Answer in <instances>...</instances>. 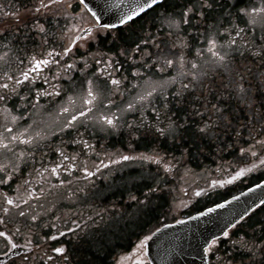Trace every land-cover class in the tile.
<instances>
[{
    "label": "flooded vegetation",
    "instance_id": "af4514ba",
    "mask_svg": "<svg viewBox=\"0 0 264 264\" xmlns=\"http://www.w3.org/2000/svg\"><path fill=\"white\" fill-rule=\"evenodd\" d=\"M3 1H8L9 5H0V22L7 23L5 21L9 20L10 25L4 26L0 32V46L9 48L6 59L1 61L3 66L0 67V84L7 83L9 87L0 88V96L5 98L0 100V139L12 151L0 148V164L6 165L0 171V179L7 181L0 183V231L5 232L15 247H11L7 240L0 237V264H149L144 252L145 246L143 251L137 248L144 236L133 239L130 245L120 244L113 251L111 240H108L112 235V224H119V220L113 219L110 214L113 206H129L145 200L137 198L133 201L127 197L112 198L110 195L119 184L118 176L126 186L135 181L142 184L145 167L153 166L156 170L161 165L141 159L122 161L120 155L155 157L158 154L160 158V145L157 144L156 149H144L146 141L154 139L155 142L163 136L170 142L178 143L180 129L174 125L175 131L169 135L168 129L173 124L166 123L167 120L162 118L165 115L162 111L172 103L167 102L169 98L164 97L165 100L152 102L147 109L121 119L117 125L114 123L115 127L101 124L111 131L104 134L87 130L85 124L80 128L73 124L65 129L63 125L69 117L61 112V107L70 109L78 103L75 110L81 108L80 97L89 87V81L92 82L93 90L102 93L103 97V101H96L91 106L92 109L116 104L118 97H122L134 81L140 80V76L136 74L138 66L150 68L159 61L155 59L154 51L160 47L162 39L173 42L166 33L162 35L159 25L155 23L161 13L167 14L179 7L197 4L198 0H164L127 26L120 25L108 30L100 29L86 10H82L78 0H62L60 4L51 5L47 9L41 8L39 11H36L39 0H27L25 9L15 6L17 0ZM11 4L13 7L8 9ZM61 6H65L74 15L73 24H68V30L62 29L65 26L60 18ZM209 10L197 8L205 19L192 15V22L187 28L192 31L190 33L186 30L180 36L182 43L188 40L192 42L191 38L198 40L201 33L205 32L209 23ZM5 12L8 13L7 16H4ZM22 15L28 17L18 23ZM41 26L43 32L40 31ZM81 28H92L91 36L80 32L84 39H78L72 51L61 60L68 37ZM249 32H252L251 29ZM259 38H264V35ZM237 40L240 41V38ZM48 51L58 54L53 57L58 63L44 67L39 74L33 73L37 77L34 81L25 82L13 92L14 79L4 78V73L16 78L29 57L43 58ZM181 51L187 54L186 48ZM98 60L99 64L96 63ZM148 62L151 63L147 65ZM68 64L72 67L67 68ZM141 75L144 76V70ZM110 79H117L120 84L114 86L109 82ZM186 84L187 88L182 86L173 95L177 97L182 93L181 90L193 89L194 86ZM45 92L59 95H45ZM69 96L73 97L72 105L68 104ZM35 107L42 115L65 118L60 126V132L63 133H56L38 146L33 142L27 145L20 144L19 141L9 143L10 137L18 133H24L22 138L32 136L27 125L32 122ZM13 116L16 117L15 122L12 121ZM5 127L11 128V133L6 132ZM158 129H164V134ZM55 130L59 131V128L55 127ZM261 137L264 140V135ZM85 142L88 148L84 147ZM21 151L24 156L20 158L18 167H14L17 164L14 153L18 155ZM255 152V158L252 157L254 160L251 158L248 161L263 160L264 145L259 143ZM64 156L68 159H64ZM135 160L139 162L138 166L122 168V164ZM248 161L245 160L242 164ZM57 164L60 167L57 175L53 176L51 169ZM238 166L241 167V164ZM85 167L92 172L91 176L81 170ZM232 176L228 181L236 179L234 174ZM154 179L157 180L158 177L154 176ZM29 192L32 193L31 196L28 195ZM56 194L61 196L54 197ZM18 197L25 202L21 203ZM6 198L14 203L7 204ZM71 201L73 202L68 204ZM20 212L25 215L21 216ZM48 236H55L56 239L48 240ZM102 243L106 249L98 251V246ZM83 244L89 247L88 251ZM54 247H63L64 252L58 255L52 251Z\"/></svg>",
    "mask_w": 264,
    "mask_h": 264
},
{
    "label": "trees",
    "instance_id": "16d2710c",
    "mask_svg": "<svg viewBox=\"0 0 264 264\" xmlns=\"http://www.w3.org/2000/svg\"><path fill=\"white\" fill-rule=\"evenodd\" d=\"M234 1V8L237 9L253 0ZM0 5H9V2L1 0ZM15 6L19 9L27 8V0H17ZM228 6L229 4L221 7L212 3L209 11L216 14L218 10L217 14H221ZM9 7L12 8L13 4L7 8L10 9ZM230 21L232 24L224 25L223 28H231V30L235 27L242 28V35L249 42L243 44L239 41L240 47L237 53L230 57L228 73L230 79L218 74L208 83L206 79L193 85L191 90H181L182 93L177 97L173 95L177 92L174 89L167 100L172 105L162 111V114H165L162 118L167 120L166 123L171 122L180 129L178 143L170 142L163 136L155 142L154 139L146 141L144 149L149 147L156 149L157 144L160 145L162 162L156 170L153 166L145 167L142 184L135 181L126 186L127 184L118 176L119 184L112 190L110 195L112 198H129L132 195L145 201L119 206L120 208L113 206L110 214L113 219L119 220V224L117 226L112 224L111 227L112 235L108 240H111L112 251L120 244L130 245L133 239L137 240L148 235L166 222L174 221L216 202V200L204 204L194 202L182 210L176 209V204L183 198L187 197V200L191 201L192 198L187 195L192 184L197 187L202 186L190 182L187 177L192 175L187 171L192 170L198 175L207 173L212 177L230 176L229 172H235L241 163V158L249 159V156L238 155L239 150L245 149L254 142L255 136L264 134V38L251 35L237 17ZM253 54L255 57H251ZM244 92L246 95L250 92L251 95L246 97ZM245 98H249V102L245 101ZM173 102L177 104L174 105ZM205 125L207 126L205 133L197 131L199 127ZM165 164L170 165L168 171L164 170ZM154 176L158 179L155 180ZM244 187L241 181L228 185L224 188L220 199ZM150 188L155 190L149 192ZM263 214L264 205L231 229L228 237L218 240L209 252V264H264ZM241 243L246 246L259 245V247L242 248ZM83 247L86 251L89 250L86 244H83ZM104 249V243L98 246V251ZM253 251H255L254 261Z\"/></svg>",
    "mask_w": 264,
    "mask_h": 264
},
{
    "label": "rangeland",
    "instance_id": "374dc122",
    "mask_svg": "<svg viewBox=\"0 0 264 264\" xmlns=\"http://www.w3.org/2000/svg\"><path fill=\"white\" fill-rule=\"evenodd\" d=\"M235 1L234 0H212L213 4H217L222 6H228L221 14H212V11H209V15L211 14V17H209V23H213L217 20H222L223 26L221 27V32L223 33V27L224 25L228 26V24H232L230 19L236 18L240 21L244 29H251V35L260 37L264 33V27H262V23H264V20H261V18H257V24L252 27L248 26L246 24L247 18H241L239 9H235ZM193 3V2H191ZM262 3V0H253L249 1L245 6L241 8H251L253 6H260ZM190 4V3H189ZM190 5L185 7H179L174 10V12H170L167 14L161 13L162 15L160 18H158L155 23L159 25L160 32L162 35L166 33L170 37V40H172L175 43H171L170 41H167L166 39H162V43L160 44V47L154 51V57H156V64L154 66H151L150 68H143L142 65L138 66V71L136 72L137 76H140L139 81H134V84L130 85L128 87V90L125 92V94L121 97H118L117 103L113 106H107L104 108H93L90 112V114L78 120L76 123H74L75 127L80 128L83 124L86 125L87 130L91 131L94 130L96 133L104 134V132H111L110 128H106L105 126L101 125V123L98 122V118L101 114L104 115H114L115 120L114 123L117 125L120 123V120L123 118H126L127 116L130 117L132 114L143 111L147 109L148 106H150V103L152 102H161L162 100H165V98H169L173 92V90L176 88L177 91L180 90V88L186 84L189 83L191 86L197 85L198 83L204 82L206 79L207 83L210 79L215 77L216 75H224L227 76L230 79V75L228 73L230 72V57L235 53L236 50H233L230 52V55L226 58L223 64L216 63L214 64L213 58H211L210 54L203 51L206 47V39L202 38L201 36L197 39L191 38L192 42L188 40V42H183L180 36H182V33H185V31L188 28V24H181L178 29L170 30L165 23V18L168 16H173L176 18H179V14L183 12L184 9L188 8ZM221 10V9H220ZM222 11V10H221ZM193 14L190 13V16L192 17ZM226 16V19L224 16ZM5 16V15H4ZM196 16V15H195ZM25 17H28V15H22V18L18 20L19 22L24 21ZM60 18L62 19L61 22L64 24L65 28H62L64 30H68V24H73L74 15L70 14L68 10H66L65 6L60 7ZM223 18V19H222ZM7 23L0 22V32L2 31V28L4 26H8L10 24V21H5ZM237 26V24H235ZM236 28V27H235ZM231 30V28H229ZM192 30H187L186 32H190ZM191 33V32H190ZM205 35H206V29H205ZM227 33H223V35L218 36V46L220 44H223L227 38ZM175 36V37H173ZM164 37V36H162ZM175 38V39H174ZM239 43V40H237ZM182 48H186V53L184 54ZM198 49L200 52H198ZM223 51V50H222ZM9 48H6L5 46H0V67L3 66L2 60L6 59V55H8ZM202 53V54H201ZM193 54V55H192ZM191 55V56H190ZM183 58V67L180 66V58ZM172 60L173 64L168 65L165 63L166 60ZM152 62V61H151ZM148 62L147 65H149ZM154 62V61H153ZM193 64H197L198 67L196 69L192 68ZM149 67V66H148ZM144 70V76L142 77V73ZM193 74L196 75V79H193ZM233 82V79L231 80ZM153 88H155V91L152 92L151 96H147L145 100L140 101L137 99L138 96L144 95L145 92L151 91ZM245 93V92H244ZM100 93L98 95L97 101H103V97ZM251 93L245 96H250ZM83 96V94H82ZM165 97V98H164ZM122 98V99H121ZM245 101L249 102V98H245ZM132 103L133 108L128 109V104ZM74 107H70V111H75V108H77L79 105L78 103H75L73 105ZM73 109V110H71ZM36 113L38 116H36ZM67 116V115H65ZM65 118H59L54 115H42L38 111H36V107L34 111L32 112V122H29L27 125L28 132L32 134L33 137V143L35 146H38L45 142L47 138H50L51 136H54L56 133H63L60 132L61 128L60 126L64 123ZM116 121V122H115ZM259 123L258 121H256ZM55 127L59 128V131L55 130ZM39 134V136H37ZM259 146V143L256 144H249L248 147L245 149H241L239 154L240 156H248L251 155L255 158V155L252 153L255 152L257 147ZM256 154V152H255ZM251 157V158H252ZM252 158V160H254ZM241 164L245 161L242 158ZM263 160H257L255 162H252L250 165L247 166L246 164H242L240 168L235 169L236 171L233 172L236 176L235 178L243 179V177H247L245 175L247 172L252 171V175L248 176L245 179V184L252 183L255 181L258 177H264V165L262 164ZM166 163V162H165ZM168 163V162H167ZM171 164V163H170ZM264 164V163H263ZM139 162L136 160L128 163V164H122V168H130L131 166L135 167L138 166ZM168 169H170V165H168ZM190 172L192 176H188L187 178L190 180V182L195 184H201L202 186H195L191 185L192 187L188 190V195L191 199L187 200V197L183 198L180 203L176 204L177 210H182L185 207H189L192 203H200L204 204L207 201H217L220 200L221 194L224 192V188L227 186L228 181H221L220 177H212L209 176L207 173H200L201 175H198V173L190 170L187 171ZM204 172V171H203ZM242 172V175L237 176V173ZM231 173V171L229 172ZM199 177V180H198ZM202 187V188H201ZM199 193V195H196V193ZM61 194H56L54 197H60ZM73 201L69 202L68 204H71ZM191 202V203H190ZM51 210V206L49 207ZM264 215V214H263Z\"/></svg>",
    "mask_w": 264,
    "mask_h": 264
},
{
    "label": "snow or ice",
    "instance_id": "6c2138e0",
    "mask_svg": "<svg viewBox=\"0 0 264 264\" xmlns=\"http://www.w3.org/2000/svg\"><path fill=\"white\" fill-rule=\"evenodd\" d=\"M62 2V0H47V3H45V0H39V6L36 8V11H39L41 8L47 9L49 8L51 5H55V4H60ZM160 3V0H133V3L131 6L128 7V10L124 13H122L119 17H118V24L119 25H123V26H127V24L129 22L134 21L135 19L139 18L142 14L146 15L147 10L150 9H154L155 6H158ZM80 4L84 6V8L82 10H88V6L85 3V0H80ZM207 8V9H211L212 8V0H198L197 4H190V6L186 9L183 10L182 13L179 14V18L173 17V16H168L165 18V23L167 24L168 28L170 30H175L178 29L180 27V25L183 24H190L192 22V18L190 16V13L193 15H198L201 16L202 19H205L204 14L201 12L197 11V8ZM239 13H240V17L244 18L246 17V24L248 26H252L254 27L257 24V18H261V20H264V0H262V3L260 6H253L251 8H240L239 9ZM5 16L8 15L7 12L4 13ZM93 18L95 19V23L96 25H98V27L100 29H104V30H108V29H112V28H116L117 24H109V23H102L99 19L96 18V14L92 13ZM223 21L222 20H217L213 23H208L207 24V29H206V35L205 33H201V37L206 39V44L207 47L203 50L207 53L210 54L211 58H213V63H219V64H223L224 61L226 60V58L230 55V52L233 50H237L240 47V44L237 41V38H240V42H242L243 44H248L249 42L244 39L243 35H242V30L239 27H236L234 29H232L231 31L229 30V28H223V33H227V38L225 40V42L223 44H220L218 46V36L223 35V33L221 32V27L223 26ZM262 27H264V23H262L261 25ZM40 31L43 32L44 29L41 26L40 27ZM72 31V30H69ZM80 32L85 33L86 35L91 36L93 29L92 28H87V29H79V31H75L72 35H70L67 39V43L66 45L63 47V53L61 55V60L63 59L64 56H67L71 51H72V47L73 45H76L77 40H83L84 37L80 35ZM232 32H234L235 34L233 35ZM264 35V34H262ZM61 39H63V37H61ZM45 43H47V41H45ZM223 50V51H222ZM198 52H200V50L198 49ZM202 54V53H201ZM255 54V53H254ZM55 55H58L57 53H55L54 51H48L43 55V58H38L36 56H31L28 58V60L25 63V67L23 70L20 71L19 76L16 78H13L11 76H9V74L7 72L4 73V78L8 79V80H12L14 79V87H13V92H15V88L18 86H21L23 84H25V82H29L31 83L32 81H34L37 77L33 76V73H41L42 69L44 67H48L50 64H54V63H58V61L54 60L53 57ZM97 64L100 63V61H96ZM165 63H167L168 65H172L173 61L172 60H166ZM180 66L183 67V58H180ZM67 68H71L72 65L68 64L66 65ZM198 67L197 64H193L192 68L196 69ZM135 75V73H134ZM193 79H196V75L193 74ZM112 85L114 86H118L120 84V81L117 79H110L109 81ZM92 82L89 81V87L87 88L86 92L84 93V95L82 97H80L81 101H82V105L81 108L76 109L74 112L70 111L69 107H61V112L65 113L68 115V119L66 120V122L64 123L63 127L65 129H68L70 127L73 126L74 122L78 121L79 117H84L87 113H90L92 110V107L95 102L97 101L98 95L99 93L94 91L93 88L91 87ZM9 87V85L7 83L4 84H0V88H4L7 89ZM184 88H187L188 85L185 84L183 85ZM155 91V88H153L151 91H147L145 92L144 95H140L137 97L138 100L143 101L146 99L147 96H151L152 92ZM41 93H37V95H40ZM45 95H59V93H43ZM4 96H0V100H4ZM21 99H23V97H21ZM74 103L73 101V97L69 96L68 97V104L72 105ZM215 107V106H213ZM133 108V104L129 103L128 104V109ZM7 111V110H5ZM198 114V113H197ZM16 117L13 116L12 117V121L15 122ZM114 120H115V116L114 115H104L101 114L98 118V122L103 124V125H107L109 127H115L114 125ZM5 131L8 133H11L12 129L5 127ZM27 131V130H25ZM158 131L161 132V134H164V129H158ZM175 131V127L170 126L168 129V134L171 135L173 132ZM197 131H199L200 133H205L207 131V126L205 125L204 127H199L197 129ZM37 136H39V134H37ZM24 137V133H18L16 135H12L9 139V143H12L14 141H19L20 144H31L33 142V137L32 136H27L26 138H22ZM257 143H260L261 145H264V140L261 141H257ZM84 147L88 148V144L85 142L84 143ZM0 148H3L7 151H12L11 148H9L8 144H6L4 142L3 139H0ZM253 155H255V152L252 153ZM16 155V159H17V164L14 165V167H18L19 165V161L20 158L24 156V152L21 151L19 152V154H15ZM64 159H68L67 156H64ZM73 160H75V157H72ZM130 159H141V160H145V161H151L152 163H161V159L158 158V154H156L155 157L153 156H147V155H141L139 157H131V156H127V155H120V160L122 161H128ZM115 162V161H113ZM262 163H264V161H262ZM6 165L0 164V171H3L5 169ZM60 167L59 164H57L55 167H53L51 169V175L56 176L57 175V169ZM82 171H84L86 173V175L91 176L92 172L88 171L87 168H83L81 169ZM164 170L168 171V165L165 164L164 165ZM242 175V172L237 173V176ZM6 179H0V183H6ZM155 189L150 188L149 192L154 191ZM29 196L32 195L31 192L28 193ZM147 196V193L145 194ZM196 195H199V193H196ZM18 199L21 200V203H24L25 201L22 198ZM130 200L136 201L137 197L136 196H129ZM5 202L7 204H13L14 201L11 199H7L5 200ZM261 203H264V201H262ZM218 207H222V205H218ZM211 211V209L209 210ZM21 216H24L25 213L24 212H20ZM243 218V217H242ZM35 219V218H33ZM68 231H72V229H68ZM64 233H60V235H63ZM225 237H228L229 233L228 232H224L223 233ZM0 237H3L5 240L8 241V244L11 245V247H15L14 244H12V241L9 239V237L5 234V232L0 231ZM48 240H55L56 237L55 236H48L47 237ZM150 239V236L145 235L143 237V239H141L139 241V244L137 245V248L140 251H143V247L145 245V243ZM216 240L213 239L211 242L208 243V245L204 248V252L207 254L210 251H212L213 246L215 245ZM242 248H249V249H253L255 247H259V245H253V244H249V245H245L244 243H241L240 245ZM11 250V249H10ZM52 251L56 254H62L64 252V248L63 247H54L52 249ZM7 253H5L6 255ZM252 259L253 261L255 260V251L252 252Z\"/></svg>",
    "mask_w": 264,
    "mask_h": 264
},
{
    "label": "water",
    "instance_id": "95a60500",
    "mask_svg": "<svg viewBox=\"0 0 264 264\" xmlns=\"http://www.w3.org/2000/svg\"><path fill=\"white\" fill-rule=\"evenodd\" d=\"M85 3L92 18L95 13L102 23L120 26L118 17L128 10L133 0H85ZM262 201L264 179L202 210L162 225L149 235L144 245L148 263L208 264V254L204 252L208 243L224 237L225 231L263 205Z\"/></svg>",
    "mask_w": 264,
    "mask_h": 264
},
{
    "label": "bare ground",
    "instance_id": "6f19581e",
    "mask_svg": "<svg viewBox=\"0 0 264 264\" xmlns=\"http://www.w3.org/2000/svg\"><path fill=\"white\" fill-rule=\"evenodd\" d=\"M119 241V240H118ZM97 249V248H96ZM106 249V248H105Z\"/></svg>",
    "mask_w": 264,
    "mask_h": 264
}]
</instances>
